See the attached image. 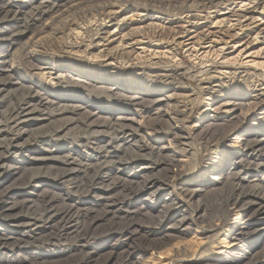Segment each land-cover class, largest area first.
Segmentation results:
<instances>
[{
    "label": "bare ground",
    "instance_id": "6f19581e",
    "mask_svg": "<svg viewBox=\"0 0 264 264\" xmlns=\"http://www.w3.org/2000/svg\"><path fill=\"white\" fill-rule=\"evenodd\" d=\"M152 1L0 0V264H53L55 246L65 261L91 264L86 250L111 230L105 264H136L134 251L142 264H264V75L200 61L209 107L192 126L209 158L193 178L195 146L181 126L196 102L165 91H183L190 68L139 58L260 54L264 0L238 10L237 0ZM237 75L248 92L224 87ZM177 177L191 181L176 188ZM193 226L206 237L190 255L179 239ZM150 232L159 237L150 242Z\"/></svg>",
    "mask_w": 264,
    "mask_h": 264
},
{
    "label": "rangeland",
    "instance_id": "374dc122",
    "mask_svg": "<svg viewBox=\"0 0 264 264\" xmlns=\"http://www.w3.org/2000/svg\"><path fill=\"white\" fill-rule=\"evenodd\" d=\"M131 1H134L135 3L138 2V4L139 3L140 4L142 3L141 6H147V8H149V9L152 8V6L154 4L152 0H151V2H150V0H131ZM178 1L180 3H185L186 0H178ZM241 1H243V0H237L235 4L231 5V8L230 9L231 10L232 9L238 10L241 7V5H242ZM145 4H147V5H145ZM170 9H172V8H170ZM213 11H215V10H211L210 12H213ZM222 13H225V11L219 12L218 15H220ZM211 14H213V13H211ZM199 15L204 16V14H199ZM213 15H217V14H213ZM213 15H211V16H213ZM220 16H223V15H220ZM81 36L79 35V38L77 40L78 42L81 41L82 38L84 39V37H85V35L82 36V38H81ZM61 39L59 41L60 42H63V39H65L64 36ZM260 49H261L260 46L255 47L254 49H248V50H242L240 48V49H237L234 53H232L230 55H226V57H224V58H223V56H219L218 57L216 54H213V53H207L206 54V53H204L202 51H200L199 54L196 57L195 56L189 57L188 54L185 52V50L184 51H181V53L176 57V59L175 58H172L169 55H152V54H150L151 52H144V54L142 53L143 55L141 54L142 56L139 55V58H142L143 57L142 59L144 61H158L159 59L160 60H164V61L165 60L166 61L167 60H169V61L171 60V61H173L175 63L176 62L177 63L183 62L184 64L187 65L188 68H190V69L187 70V73H185L186 75H185L184 84H186L187 87H185V89L183 91H176L175 90V87H172V86H166L165 91L167 93H170V92L173 93V94L176 93V94L179 95L178 97H180V95H183L184 98L185 97L187 98V96H190L191 95L190 96L191 98L188 97V99L190 101H192L193 103L196 102L194 104L195 106H193V112L187 118L186 123H183V125L181 126V127H183V132L186 133L187 137L191 138V139H189V141L190 142L192 141L194 143V146H195V151H196V156H197L196 160L197 161H196V171H195V175H194L193 178H199V177H201V175L204 173V170L208 166L207 165V162H208V158H209L208 152L207 151L205 152V149H203L205 145L202 143V140L199 139V137L196 136V133L194 132V129H193V126H192V125H195L198 122V120H199L200 117H202L201 115L203 113V110L206 109V107H209L206 104L207 102H209V100H208V97L209 96L207 95V91L203 89V86L199 83V79L196 80L198 74H199V77H201V76H203V73L205 71V69H201V68L198 69V67L200 66V64H199L200 61H204L205 62V61H208V60H210V61H215L216 60V62H219V63L220 62L221 63L222 62L228 63L230 65L228 67H224V68L217 67V69H218L217 71L218 72H221V73H224V74L227 73V75H230V73L232 71L235 72L237 70L238 71L240 70L241 72L245 70V71H248L250 73H255L256 75H264V52H260V54L257 53V51H259ZM7 50L8 49L6 48L5 51H7ZM225 54H228V52H226ZM75 55H77L78 57L81 56V55H78V54H75ZM94 61H100V60H94ZM97 64L98 63L96 62V65ZM210 64L211 63H207L204 66H207V65L209 66ZM207 68H211V67H207ZM202 71H203V73H200ZM212 71H215V70H212ZM240 77H241L240 75H237V78L234 79V80H231V79H226V81L224 80L223 81V84L226 85L224 87L229 88L230 86L234 85V86H236V87L239 88V86H240V91L241 90L242 91L244 90V92H248L247 90H245V88L248 89V90L250 89V84L248 83L249 80L246 81L245 80L246 78H240ZM259 78H261V76ZM195 81H197L198 83L195 82ZM227 85H229V86L227 87ZM223 94L224 93H221L220 95H223ZM226 100L227 99H225L224 97H222L221 100H220V102L223 103ZM178 101H179V99H178ZM167 120L168 121L170 120V122H171V117L168 116ZM245 127L246 126H244V128ZM234 128H235V126H234ZM234 128L233 127H232V129L231 128H228L225 131V133H229V131L231 133H233L232 130L234 131ZM242 131H243V125L242 126L241 125L240 126H236L235 132H238L241 135L242 134ZM199 140L201 141V143H200ZM167 143H168V141H164V142L160 143V145L167 144ZM24 176H28V175H24ZM187 181H191V180L190 179H187V178L184 179V178H181V177H177L176 179L175 178L173 179V182H174V185H175L176 188L183 186L185 184V182H187ZM52 191H54L53 193L55 195L57 194V196H54V197H57L58 198V196H59L58 195L59 194L58 188H53ZM150 192L151 191L144 192L142 194V197L140 198V201H142L144 198L148 197L151 194ZM69 200H70V198H69ZM69 200H67V202H65L67 205H70L71 203H73L72 201H69ZM68 203H70V204H68ZM137 204L139 205V203H137ZM211 210H212V208H211ZM16 212H18V210ZM144 219L145 220H143L139 224H141V225H144L145 224L146 226H148V228L146 227L147 230H150V229L151 230H155V229L151 228L150 225L155 224L154 222L156 220L154 222L153 221L151 222L149 220V222H148V220L146 218H144ZM57 223L59 224V221ZM57 223H56V225H57ZM142 223H144V224H142ZM171 223H172V221H168V222L163 223L162 226L165 228L168 225H170ZM87 226L88 225H86V227ZM110 226H111L110 224H108L106 226L103 225V227H101V229H100L101 231H99V232H101V233L109 232ZM154 226L155 225H153L152 227H154ZM192 228L193 229L190 232L186 233L185 235H182L180 237V239H179V241L180 240L181 241H185V242L189 241L188 242L189 243L188 245L190 246V248H189L190 249V253H189L190 255L196 254L197 253V250L199 249V248H197L198 247V240L197 239L199 237H202V238H205L206 237L204 235L201 236L200 233L198 234V233H196L194 231V230L198 229L196 226H193ZM54 231L56 232L57 230L54 229ZM159 231H160V228H159L157 234H160ZM116 232L118 233V231H116ZM52 233L53 232L50 230V234H52ZM111 234H116V233H115L114 230H111L109 234H103L102 236L100 235V237H98L95 240L94 244H92L91 249L86 250V251L94 252L93 254H95V256H94L93 261H92L91 264H105V261L107 260V258L111 256V253H113V247H114V244H113L114 241L112 240ZM149 234H150V237H149V241L150 242H152L154 239H156L157 237H159V235H156V234H152L151 235V232ZM56 235H57V233H53L52 235H50L51 237L54 236V237H52L54 240H52L53 243L51 242V244H55L56 245V244L60 243L61 239H60V237H58L59 234L57 236ZM80 235H83V233H81ZM70 237H72V239H71L72 241H70L71 243L68 242V244H69L68 246L75 245V242L77 241L76 235H73V236H70ZM114 238H117V237H114ZM62 241H63L62 243H65L66 242V241L64 242V240H62ZM73 242H74V244H73ZM55 245H53V246H55ZM62 248H64V247H62V246L61 247L55 246L52 249H50V252L51 253H49V255H47V257L49 258V261L50 262H54L53 264H74V259H76L77 257L73 256L75 258L72 257L68 261H65L66 258H68V256L65 257L66 256L65 255L66 253H61L62 250H64ZM169 248H171L170 245L167 246V247H165L164 249H168V250H172L173 249V248L172 249H169ZM96 249H100V250L94 251ZM151 251L152 250L149 251L150 254H148V257L151 255V253H152ZM119 252H121V250ZM54 253H55V255H54ZM140 256H141L140 255V252H138V251H134L133 252L132 259H133V261L136 264H142L141 263V260H139V257ZM172 256H174V254L170 251V254L168 255V258H172ZM53 260H55V261H53ZM62 262H64V263H62ZM108 264H113V262H109Z\"/></svg>",
    "mask_w": 264,
    "mask_h": 264
}]
</instances>
